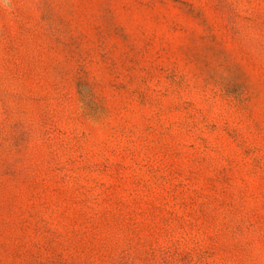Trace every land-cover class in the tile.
<instances>
[{
	"label": "rangeland",
	"instance_id": "rangeland-1",
	"mask_svg": "<svg viewBox=\"0 0 264 264\" xmlns=\"http://www.w3.org/2000/svg\"><path fill=\"white\" fill-rule=\"evenodd\" d=\"M0 264H264V0H0Z\"/></svg>",
	"mask_w": 264,
	"mask_h": 264
}]
</instances>
